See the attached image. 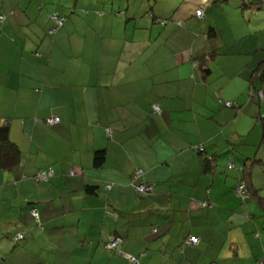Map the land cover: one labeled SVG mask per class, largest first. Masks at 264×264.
<instances>
[{"label": "crops", "instance_id": "0c3cea01", "mask_svg": "<svg viewBox=\"0 0 264 264\" xmlns=\"http://www.w3.org/2000/svg\"><path fill=\"white\" fill-rule=\"evenodd\" d=\"M48 1L0 0V126L22 154L0 170V263L264 264V23L222 0Z\"/></svg>", "mask_w": 264, "mask_h": 264}, {"label": "built area", "instance_id": "2783aa9c", "mask_svg": "<svg viewBox=\"0 0 264 264\" xmlns=\"http://www.w3.org/2000/svg\"><path fill=\"white\" fill-rule=\"evenodd\" d=\"M196 16L199 18L203 17V10L202 9H198L196 11ZM5 20V18L2 16L0 18V23H3ZM53 20H55L60 26L63 24V19L58 18L57 15H55L53 17ZM258 97L261 101L264 102V84L262 89L257 93ZM226 107L228 108H232L234 106V104L232 102H227ZM153 111L155 113H160V107L158 105H154L153 106ZM39 122V121H38ZM60 122V119L57 117H53L51 119H49L46 123L48 125H56L57 123ZM108 133L111 134V131L108 130ZM203 148H199V151H202ZM70 174L72 176L75 175V171L71 170ZM145 172L141 169L135 170L134 174H133V178H132V182L130 183V186L132 188H134L138 193L140 194H150L153 192L154 186L152 184H148L145 182H141V178L144 176ZM54 176V172L52 169H48V170H43L40 171L36 178L37 181L39 182H47L50 178H52ZM112 185H108L107 189H111ZM236 193L239 197H241L242 199H246L249 197V191H248V187L247 184L244 181H240L236 187ZM32 216L37 220V222H39V216H38V210L37 209H33L31 211ZM24 239V235L23 234H19L17 237V240L21 241ZM199 239L197 237H190L189 239H187L185 241V245L187 247H195L199 245ZM122 243L121 239L118 237L112 238L111 241L107 244V249L110 251H118V247L119 245ZM127 260L130 262V264H140L139 260L136 257H132V256H127Z\"/></svg>", "mask_w": 264, "mask_h": 264}, {"label": "trees", "instance_id": "16d2710c", "mask_svg": "<svg viewBox=\"0 0 264 264\" xmlns=\"http://www.w3.org/2000/svg\"><path fill=\"white\" fill-rule=\"evenodd\" d=\"M225 1H227V0H225ZM259 0H257V1H242V4H241V8H249V9H251V8H253V7H258L260 4H259V2H258ZM4 17L5 18V20H6V16L5 15H1L0 16V18L1 17ZM59 18V17H58ZM5 20H4V22H5ZM54 22H55V25H56V28H59V27H62L63 26V24L60 26L55 20H53ZM64 22V21H63ZM0 24H2V23H0ZM211 35H215V31L213 30V29H211ZM206 73H209V69H207L206 71H205ZM263 77H264V73H263ZM264 84V83H263ZM156 105V104H155ZM154 106V105H153ZM153 106H152V113H154V114H159V113H155L154 111H153ZM53 118V117H52ZM58 118V117H57ZM51 119V118H50ZM49 119H46V120H40V119H36V123H40V124H47L46 122L48 121ZM39 121V122H38ZM60 123V122H59ZM59 123H57L56 125H58ZM56 125H48L47 124V126H56ZM108 130H110V129H108ZM111 131V130H110ZM108 135H109V137H110V134L108 133ZM199 151V150H198ZM199 153H201V151H199ZM104 160H105V154H104V152L102 151V152H97V153H95V166L96 167H101L102 166V164L104 163ZM21 161H22V154H21V151L19 150V148L17 147V145H15L12 141H11V139H10V129H9V126L8 125H3V126H0V170H6V171H13V170H15V169H17L19 166H20V164H21ZM48 170V169H47ZM71 170H73V169H71ZM71 170H69V176H71V177H74V176H72L71 174H70V172H71ZM54 172V171H53ZM135 172V171H134ZM134 172H133V174H134ZM133 174L131 175V180H130V183L132 182V178H133ZM145 175V174H144ZM36 176L37 175H35L34 177H33V180L36 182V183H45V182H39V181H37V178H36ZM54 176H55V173H54ZM53 176V177H54ZM52 177V178H53ZM144 177V176H143ZM143 177L141 178V182H143ZM52 178H50V179H52ZM50 179L47 181V182H49L50 181ZM130 183L128 184V186L131 188V189H133L134 191H136L134 188H132L131 186H130ZM110 185H112V188H113V186H114V184H112V183H109ZM148 184H150V183H148ZM108 186V185H107ZM154 186V185H153ZM107 188V187H106ZM111 188V189H112ZM89 189V191L90 192H93V189L94 188H88ZM111 189H107L108 191L109 190H111ZM137 192V191H136ZM153 192H154V189H153ZM152 192V193H153ZM138 193V192H137ZM151 193V194H152ZM138 194H140V193H138ZM140 195H149V194H140ZM34 208H32L30 211H32ZM36 209V208H35ZM32 215V214H31ZM33 217V216H32ZM24 235V234H23ZM17 237H18V235H17ZM17 237L15 238V241L16 242H22V241H24V239H25V236H24V239L23 240H21V241H19V240H17ZM190 238V237H189ZM189 238H187V239H189ZM186 239V240H187ZM111 241V240H110ZM185 243V242H184ZM108 244V243H107ZM107 244H106V247H107ZM190 247H192V246H190ZM195 247H197V246H195ZM113 252H118V251H113ZM1 264V263H0Z\"/></svg>", "mask_w": 264, "mask_h": 264}, {"label": "rangeland", "instance_id": "374dc122", "mask_svg": "<svg viewBox=\"0 0 264 264\" xmlns=\"http://www.w3.org/2000/svg\"><path fill=\"white\" fill-rule=\"evenodd\" d=\"M84 1L85 0H49L48 2H50L51 6L53 4L59 5L61 4V2H66L69 5V7H71L70 9H68V12H69L68 15H70L72 12H74V8L72 7V5L74 6V3L77 2L78 4L77 6H81L84 4ZM222 1H223V4L224 3L226 4V7L231 11L232 14L239 13L238 18H240L241 20L245 22L252 20V26L253 25L255 26L254 23L259 22V21L264 23V0H259L260 2L259 1L258 2L260 5L258 7H253L251 9L241 8L240 5L242 4L243 0H227V2L225 0H222ZM244 1H257V0H244ZM68 15H65V17L68 18ZM59 18L64 20V18L62 17H59ZM261 233H262V236H264V231H262ZM253 236L255 238V234H253ZM256 240H259V239L256 238ZM262 262H264V259L262 260ZM244 264H250V261L246 260Z\"/></svg>", "mask_w": 264, "mask_h": 264}]
</instances>
